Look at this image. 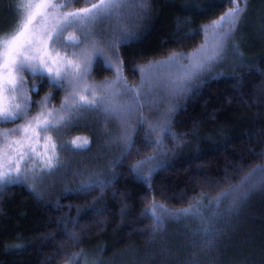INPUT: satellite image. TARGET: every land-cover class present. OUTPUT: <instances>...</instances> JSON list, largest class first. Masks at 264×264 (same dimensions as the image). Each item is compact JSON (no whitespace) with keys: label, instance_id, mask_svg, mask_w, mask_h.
<instances>
[{"label":"trees","instance_id":"trees-1","mask_svg":"<svg viewBox=\"0 0 264 264\" xmlns=\"http://www.w3.org/2000/svg\"><path fill=\"white\" fill-rule=\"evenodd\" d=\"M137 1L119 0L90 24L96 42L85 39L60 87L49 85L55 76L45 70L44 77L21 72L30 113L44 105L46 117L11 151L9 174L19 182L0 186V264H80L91 255L97 264H264V186L243 200L240 193L215 200L264 167V0L240 5L235 26L213 39L199 70L173 65L170 73L150 68L201 49L208 26L233 5L143 0L134 10ZM11 4L0 0V37L17 26ZM85 56L97 99L120 68V83L103 98L122 119L94 106L61 110L66 100L72 106L70 93L80 87L74 66ZM153 204L169 213L196 206L201 215H165L157 226L144 215Z\"/></svg>","mask_w":264,"mask_h":264},{"label":"snow or ice","instance_id":"snow-or-ice-1","mask_svg":"<svg viewBox=\"0 0 264 264\" xmlns=\"http://www.w3.org/2000/svg\"><path fill=\"white\" fill-rule=\"evenodd\" d=\"M71 2H75V0H71ZM233 7L229 8L227 12H225L222 16H220L219 21H214V27H220L223 22L227 21L228 25L234 27L236 21L239 19L241 13L243 12V8H241V4H246L247 0H228ZM30 8H33L34 11L29 14L27 19L18 27V29H13L15 34H11L10 38L8 37H0V43H2L3 47V67L5 69L4 73V88L7 91L8 85H12V91H16V81L12 77L13 69L16 72H24L28 71L31 76L39 75L44 77V72L41 68L36 67L32 64V61L37 59L36 56L31 55V52L35 49L36 45L45 43L43 37L33 40L31 38L27 40H21V37L24 36V33L28 29V26L32 23L34 16H42L47 18L49 15L57 18L58 22L53 25L51 31L47 32L45 35L47 40L53 42V50H55V45L59 41V34L62 33L66 28L73 27L76 25H84L89 24L97 20H102L105 16L111 14V12L119 6V0H99L98 3H94L91 5L90 8L80 9L78 11H64L62 14L60 13L61 9H66L68 4L66 3H58L54 2V0H38L35 4L29 0L27 5ZM95 10V11H93ZM57 14H60L57 16ZM19 23V22H18ZM55 35V39L53 38ZM70 39H72L70 37ZM93 51L96 53L98 57L102 56V52L98 49H95V45L93 44ZM75 55V53H73ZM118 60V58H117ZM45 62L41 58V65ZM69 64L72 61L68 62ZM92 66V60L90 57L85 56V58L74 66L75 68V75L73 79L80 83V87H73L72 92L70 93V99L72 100V106L66 107L67 100L65 105L61 106L62 111L72 112L73 108L82 109L85 106H94L89 108V110L94 111H101L103 110L107 117H119L123 118L122 112L117 109L115 106L111 105L110 103L106 102L103 98V92L106 91L108 88L113 87L115 84L120 83V68L117 66L116 68V80L106 82L99 87L102 89L101 91V98L97 99V92L96 87L92 85H88L86 80L89 76V69ZM203 65H200L202 67ZM106 69L111 70L113 65L112 63L108 62L105 64ZM49 71H51L49 69ZM60 78V73L57 71L56 76L49 80V85L52 87H60L61 85L58 84V79ZM127 92H132L133 90L128 88L127 85H124ZM20 88L23 89V84L20 85ZM32 91H37V89L33 88ZM81 92H87L91 99H88L85 95H82ZM79 96L80 102H77L75 97ZM134 100V96L131 97ZM131 105L128 106L129 110H131ZM18 111H10L7 108L0 111V124L7 123V122H15L21 119L25 115L24 110H19L20 105L15 106ZM42 114V113H41ZM38 120L39 117H36ZM63 119V117L61 118ZM31 126L30 123L28 125ZM64 126H67L65 124ZM54 127V125L48 124L47 126H42L41 130L43 132H48ZM25 131L28 130L27 127L24 129ZM14 132L16 130H13ZM59 135L60 133L57 132ZM79 139V138H78ZM122 139L130 144L131 137L128 134L127 130L125 135ZM73 144L77 145V148H80L81 145L76 141H72ZM86 145L87 141H83ZM156 144L159 145L160 141H156ZM63 147V146H62ZM34 150V149H33ZM150 162V161H149ZM148 163V162H142ZM52 159H48V166L51 167ZM138 171V169H137ZM259 177L256 183H251L254 177ZM19 182L18 179L12 178L9 172H4L0 174V186L5 184L17 183ZM97 185H102L103 181H96ZM264 186V167H257L254 169L247 177L241 181L239 186H236L234 189L229 190L226 193H222L221 196L215 198L217 202L221 200H227L229 197L233 196L235 193H240L241 200L246 199L248 194L255 190L256 187ZM92 187L89 185L88 188ZM84 190H88L85 188ZM199 203V202H197ZM144 215L149 217L153 220L155 225H160L162 223V217L165 215H182V216H199L201 215L200 208L196 206H190L189 208H185L178 213H169L168 209H166L163 205H156L153 204L149 209L145 210Z\"/></svg>","mask_w":264,"mask_h":264},{"label":"rangeland","instance_id":"rangeland-1","mask_svg":"<svg viewBox=\"0 0 264 264\" xmlns=\"http://www.w3.org/2000/svg\"><path fill=\"white\" fill-rule=\"evenodd\" d=\"M10 1L12 6L15 8L14 13L18 15L17 19V26L15 29H18L20 25L27 19L30 13L34 11L33 8L28 7L29 0H7V2ZM33 4L38 2V0H31ZM54 2L58 3H66L68 4L66 9H61L60 13L62 14L64 11H78L80 9L84 8H90L92 4L98 3L99 0H75V2H71V0H54ZM143 0H138L137 3L134 5V10L136 8L140 9L141 3ZM141 10V9H140ZM95 11V10H93ZM131 14V13H130ZM60 14H57L59 16ZM58 22L57 18H54L53 16L49 15L47 18H44L42 16H34L32 23L28 26V29L24 33V36L21 37V40H27L29 38L36 40L41 37H43L45 43H41L36 45L35 49L31 52V55H34L37 57L34 61H32V64L36 67L41 68L42 71H47V73H52L54 76H56L57 71L59 73L70 71L69 67L71 66L68 62L69 59L72 57L75 59L77 56H79L82 52V47H87V40H90L92 42H96V36L95 33H92V29L95 28L93 25L96 21L92 22L93 24H84V25H76L73 27L66 28L62 33L59 34V41L55 45V50H53V42L50 40H47L46 33L51 31L53 25H55ZM223 25L225 28L217 29L218 27H214L213 23L208 26V32L207 36L208 41H205V44L201 49L196 51L194 54L189 55L184 60L180 61L179 59H176L175 57H170L166 59L165 61L158 63L154 67L150 68V70L156 72L157 70H163L168 69V73H170L169 69L173 65L175 67L182 70V68H188L190 72H194L196 70H199L203 62L208 63V61L211 59V43L213 39L218 40L219 36L221 35V32H223L225 29H228L230 26L228 25L227 21L223 22ZM222 25V27H223ZM115 27V26H114ZM73 30V32L70 34L69 31ZM85 30V31H84ZM84 31V33H83ZM106 36V41H109L110 32ZM11 34H15L12 32ZM10 34V35H11ZM10 35L7 36L10 38ZM70 37L72 39H70ZM55 39V35L53 37ZM211 40V41H210ZM217 41H215L216 45ZM222 45V41H221ZM218 47V44H217ZM216 50L218 51L219 49ZM213 48V47H212ZM75 53V55H73ZM214 53V51H213ZM41 58L44 60L43 65H41ZM109 60V59H107ZM52 64H51V63ZM49 63L50 65H45ZM160 64V65H159ZM182 67V68H181ZM49 69L51 71H49ZM67 70V71H66ZM204 70V68L202 69ZM181 72V71H178ZM4 73L5 69L3 67V47L2 43H0V111H3V109L7 108L10 111H18V109L15 108L16 105H20L19 110H24L25 115L15 121V122H7L0 124V174H3L4 172H11L13 169V159H11V151H14L16 149L17 144L20 143V139H25L28 137L29 134H31L32 127L34 125L40 124L43 119L46 117V109H44L41 105L39 106L38 112L30 113V106L28 100L25 98L26 96L22 92V89L20 88V85L23 84L24 86V80L23 75H21V72H16L14 69L12 71V77L16 81V91H12V85H8V90L6 91L4 88ZM173 76H177V72H172ZM188 73V72H186ZM185 73V74H186ZM181 80H183L181 78ZM42 113V114H41ZM36 117H39L37 120ZM104 122V121H103ZM30 123V127L28 126ZM43 124V122L41 123ZM40 124V125H41ZM25 127L28 128L27 131H25ZM13 130H16L15 132ZM81 188L79 189V191ZM212 202L208 203V207H211ZM196 219L200 218L195 216ZM202 217V216H201ZM91 255V254H90ZM90 257V258H89ZM89 257H85L86 259L81 260L80 264H97L96 261H94V256L91 255Z\"/></svg>","mask_w":264,"mask_h":264}]
</instances>
